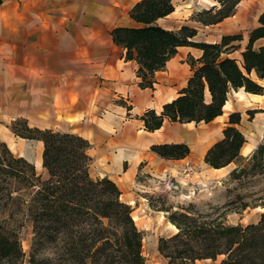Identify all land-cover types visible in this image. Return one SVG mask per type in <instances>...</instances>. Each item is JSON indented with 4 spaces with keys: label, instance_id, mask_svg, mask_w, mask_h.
I'll return each mask as SVG.
<instances>
[{
    "label": "trees",
    "instance_id": "trees-1",
    "mask_svg": "<svg viewBox=\"0 0 264 264\" xmlns=\"http://www.w3.org/2000/svg\"><path fill=\"white\" fill-rule=\"evenodd\" d=\"M240 2L213 0L214 4L195 12L191 20L202 26L216 25L232 17ZM173 11V0H139L129 11L136 25L114 27L110 32L112 42L124 50L125 60L136 62L140 88L153 89L154 74L164 70L179 47L201 51L198 59L187 58L191 74L177 97L163 104L160 113L149 109L140 117L149 132L159 129L164 119L208 123L222 114L231 91L262 94L264 89L258 82L264 79V45L254 47L264 38V13L249 30L238 63L229 55L239 48L234 42L242 39L241 34L222 35L213 43L195 41L193 27L169 29L158 24ZM239 121V113L229 115L230 125ZM9 129L15 137L42 143L46 178L0 139V264L20 263L23 253L18 235L24 222L30 224L33 245L55 248L53 258L31 256L29 264H144L142 234L132 219V208L120 199L113 181L91 175L89 142L77 134L30 127L23 118L12 120ZM244 141L236 127L227 126L223 138L206 151L204 163L215 169L234 163L228 174L231 180L254 171L264 173V144L244 158L239 156ZM151 151L165 159H182L189 153L182 143L153 145ZM237 200L241 196L220 207L215 217L184 209L170 214L168 220L177 231L159 239V253L168 264L215 261L218 256H223L218 264H264V213L256 224L225 223L226 213L249 206L241 202L239 208L231 207Z\"/></svg>",
    "mask_w": 264,
    "mask_h": 264
},
{
    "label": "crops",
    "instance_id": "crops-1",
    "mask_svg": "<svg viewBox=\"0 0 264 264\" xmlns=\"http://www.w3.org/2000/svg\"><path fill=\"white\" fill-rule=\"evenodd\" d=\"M137 1L1 0L0 122L23 118L30 127L81 136L90 144L91 175L107 177L125 203L156 217L163 211L151 208L144 199L157 186L154 178L167 174L177 182L201 183L225 179L235 167L230 163L215 169L203 161L227 126L236 127L245 140L239 149L241 157L264 144V122H256L255 111L264 108V89L262 94L232 91H242L247 100L241 103L238 95L237 100L230 99L229 93L222 114L208 123L164 119L159 129L146 131L140 117L149 109L160 113L163 104L177 97L191 74L187 58L198 59L201 51L179 47L164 70L154 74L153 89L140 88L136 62L125 60L124 50L110 35L114 27L136 25L129 11ZM174 13L175 6L166 18ZM163 20L157 22L165 28L179 27L164 26ZM186 23L200 25L191 19ZM261 45L264 38L254 43V47ZM258 82L264 88V79ZM232 113L240 114L238 124L228 123ZM16 140L13 143L22 148L15 155L41 164L40 141ZM2 141L7 144L6 139ZM27 143H34L35 152L28 150ZM180 143L189 149L182 159H165L151 151L153 145ZM186 165L197 170L189 181L179 176ZM178 188L183 189L177 184Z\"/></svg>",
    "mask_w": 264,
    "mask_h": 264
},
{
    "label": "rangeland",
    "instance_id": "rangeland-1",
    "mask_svg": "<svg viewBox=\"0 0 264 264\" xmlns=\"http://www.w3.org/2000/svg\"><path fill=\"white\" fill-rule=\"evenodd\" d=\"M212 2L213 0H173L175 13L171 17L161 21V24L169 27L184 25L183 23L188 20L190 21L195 12L209 7ZM263 13L264 0H241L235 14L218 25L202 27L190 23L186 24L188 26H195L197 30L195 41L209 42L213 39L219 40L222 35L241 34L242 39L234 42L239 48L229 55L236 59L237 54L241 53L247 43L249 30L257 26L258 17ZM230 99L237 100V95L232 91L230 92ZM255 111L258 113L256 115V122H264V108H256ZM243 114L247 115L245 112ZM9 125L10 123L0 122V128L4 130L5 135L14 138L15 136L11 133ZM16 139L17 137L13 139V142L17 143ZM27 144L28 150L35 152L34 143ZM19 152L20 149L18 148L14 154ZM186 166L193 168L191 176L197 173L193 165ZM36 172L42 179L46 178L44 169L36 170ZM182 172L183 170L180 171L179 175ZM92 175L95 176L93 173ZM177 183L181 184V188L183 187V189L178 188L177 191H166L162 187V184H156V188L148 191L149 193L144 198L151 208V205H153L154 209H159L166 214L162 212L156 214V217H149L148 214H144L145 211L147 212V209H137V205L136 208L135 205H130L132 208L131 214L137 217L134 223L142 234L141 255L144 258V264H168V259L164 258L158 251V241L161 238L166 239L176 232L170 227L168 220V217L173 212L180 213L184 209L194 214H209L215 217L221 213L220 207L224 206L228 201L234 200L236 196H241V200H237L231 207L239 208L241 202H246L249 206L245 209L239 208L237 212L226 213L224 216L226 224L241 226L256 224L261 214L264 213V173L254 171L238 180H231L227 175L225 179L201 183ZM187 186H191L190 189H187ZM121 200L123 201V197ZM140 201L144 202L145 200L140 199ZM164 209H168L169 211L166 212ZM18 239L23 253L19 264H29L31 256H34L36 260L54 257L55 248H51L50 245H33V234L28 222L23 223ZM222 259L223 256H218L215 261L203 259L196 260L194 264H218Z\"/></svg>",
    "mask_w": 264,
    "mask_h": 264
},
{
    "label": "bare ground",
    "instance_id": "bare-ground-1",
    "mask_svg": "<svg viewBox=\"0 0 264 264\" xmlns=\"http://www.w3.org/2000/svg\"><path fill=\"white\" fill-rule=\"evenodd\" d=\"M212 4H214V3H211V5H212ZM236 60L238 61V63H240V61H241V57H240V56H236ZM235 94L238 95V100H239L241 103H243L244 101L247 100L245 94H244L242 91H239V92H237V93H235ZM226 108H228V107L226 106ZM0 138H1L2 140H4V139L7 140V146H8V148L10 149L11 152L15 153V152L17 151V149H18L17 145H15V144L13 143L11 136H10V137H7V136L5 135V132H4V130H3L2 128H0ZM21 148H22V147H21ZM21 148H20V149H21ZM21 152H22V151H21ZM18 154H19V153H18ZM39 159H40V158H39ZM34 166H35V169H36V170H43V168H42V166H41V164H40V161L35 160V164H34ZM131 216H132L133 221H135V220L137 219V217H136L135 215H132V214H131ZM169 225H170V227H171L172 229H174L175 231H177L176 227H175L173 224L170 223Z\"/></svg>",
    "mask_w": 264,
    "mask_h": 264
},
{
    "label": "built area",
    "instance_id": "built-area-1",
    "mask_svg": "<svg viewBox=\"0 0 264 264\" xmlns=\"http://www.w3.org/2000/svg\"><path fill=\"white\" fill-rule=\"evenodd\" d=\"M193 173V168L190 166H186L183 169V172L179 175L182 180L189 179L191 174ZM155 179L156 184H162V187L166 191H176L177 190V181L170 179L167 174H164L162 176H158ZM181 186V184H180Z\"/></svg>",
    "mask_w": 264,
    "mask_h": 264
}]
</instances>
